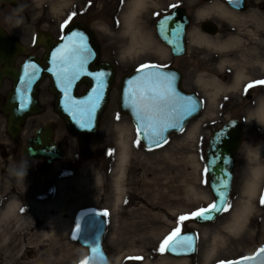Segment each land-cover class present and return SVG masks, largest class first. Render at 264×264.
Listing matches in <instances>:
<instances>
[{"label": "rangeland", "instance_id": "1", "mask_svg": "<svg viewBox=\"0 0 264 264\" xmlns=\"http://www.w3.org/2000/svg\"><path fill=\"white\" fill-rule=\"evenodd\" d=\"M16 3V7L9 4L0 12V24L19 43L30 50L38 31L57 35L72 22L87 24L101 44L102 61L113 65L117 76L99 132L89 140L92 156L86 161L80 159L77 138L54 113V98L42 102L47 111L29 120L16 142L7 134V120L0 116V214L14 201L21 219L17 223L12 216L6 221L0 217V233L12 235L11 239L0 238V264H83L88 250L73 236H77L76 230L89 210L108 213L102 215L108 224L103 244L112 264L119 256L121 264H143L148 259L152 264H162L161 257L170 259V264H179L182 259H186L185 264H224L254 256L264 248V194L252 197V213L242 230L225 228L232 213L248 200L243 189L246 182L239 173L228 208L215 223L199 226L192 222L193 218L180 223L181 232L192 228L198 234L195 259L175 258L159 251L161 242L178 226V217L214 202L204 161L213 131V53L210 45L195 40L198 32L192 34V41L201 48L190 46V54L196 53L198 58L187 67L185 85L201 94L205 108L182 134L172 136L162 148L148 151L131 119L122 115L118 106V87L124 74L142 64L169 61V53L155 31L160 15L177 6H184L190 14L196 12L192 33L198 31L202 21L214 20V14L202 17L201 11L223 0H146L134 18V28L142 38L137 44L126 25L132 0ZM28 125L30 132L44 125L53 126L56 140L65 149V159L52 165L26 160L22 150ZM195 125L198 130L189 137ZM120 141H129L130 156L123 178L125 198L117 205L114 172ZM22 160L30 166L26 179L18 181L11 170ZM66 220H73L71 237L60 232ZM113 238L112 246L109 240Z\"/></svg>", "mask_w": 264, "mask_h": 264}, {"label": "water", "instance_id": "2", "mask_svg": "<svg viewBox=\"0 0 264 264\" xmlns=\"http://www.w3.org/2000/svg\"><path fill=\"white\" fill-rule=\"evenodd\" d=\"M6 4L17 6L16 0H4L3 6ZM190 25L191 19L185 7H177L158 20V37L175 57H183L187 54L186 36ZM212 26L210 22L203 24L204 29L206 27L211 29ZM38 45L45 46L48 51L44 60L29 56L17 67V58L28 53L26 47L11 38L0 25V85L4 76L13 82V88L6 101L0 102V114L7 119V133L12 140H18L27 119L44 111L36 99V88L47 76L51 79L50 90L56 97L54 110L64 120L69 133L77 138L80 159L86 161L92 156L89 140L98 134L102 115L111 100L110 94L116 81V70L110 63L97 64L100 56L99 44L94 33L78 22L66 26L64 36L58 42L54 41L51 35L45 36L38 31L35 46ZM80 48H86L87 51L80 54ZM30 65H35L38 71L29 85L24 83L26 80L24 71L25 66ZM28 71L32 73V68L29 67ZM101 73L104 75L103 86L99 92L100 98L96 102L94 112L89 115L87 111H82V106H86L90 99L96 97L95 89ZM150 73H159L161 77H167L174 92L172 99L175 107H169L163 113L154 116L156 126L160 129L166 128L159 137L152 136L151 130L146 127L147 116L152 113V98L166 90L167 81L150 78ZM73 75L71 85L67 87L64 77ZM182 76L173 68L147 66L125 74L121 79L118 87L119 111L131 119L141 143L148 151L167 145L172 136L182 134L203 111V100L197 93L184 89ZM83 82L87 87L79 93ZM65 87H67V94H65ZM81 124H90V127H81ZM157 140L159 143L156 142ZM240 142V135L227 127L217 136L211 135L205 150V166L209 165L210 160L215 161L207 172L210 192L214 202L223 200L224 204L220 206L226 209L233 191L235 155ZM22 154L27 160H41L49 165L64 160L66 156L63 147L54 139L53 129L49 126L40 127L32 137L27 139ZM225 212L226 210L213 212L212 220L193 218L192 222L199 226L210 225ZM107 226L106 219L99 212L89 210L84 213L80 231L77 232L79 244L88 249V256L83 264H112L103 244ZM183 235L193 237L191 248L178 246L175 251L166 250L165 252L171 257L193 260L198 252V234L191 228L179 234V236ZM177 239L179 237H174L169 247ZM94 248L95 251H93ZM248 258L239 261H242V264H264V248L255 256Z\"/></svg>", "mask_w": 264, "mask_h": 264}, {"label": "flooded vegetation", "instance_id": "3", "mask_svg": "<svg viewBox=\"0 0 264 264\" xmlns=\"http://www.w3.org/2000/svg\"><path fill=\"white\" fill-rule=\"evenodd\" d=\"M220 4L223 5L224 9L229 14H222L219 10L213 11L212 14H214V20L202 21L199 25L198 31H193L192 33L193 17L196 16V12H191L190 14L187 9L188 15L191 19V25L187 30V54L185 56L175 57L170 49L161 41L164 44L167 53H169V61L165 64H162L159 61L142 64L129 73L137 71L144 66L173 68L183 75L182 84L184 85V89L189 92H194L193 90L188 89L185 85L188 80L187 67L190 63L196 62L198 58L196 53L190 54V46L195 45V47L201 48L200 45H197L196 42L192 41V34L198 32V35H203L209 39L212 43L211 51L213 53L211 57L214 104L212 107V135L217 136V134L227 127H230L233 132L240 135L241 142L236 153L237 155H235L234 182L239 173L242 177V181L247 182L251 179V172L253 169L259 167V165L264 169V85L254 83L256 81H264V0H223V3ZM6 6L7 4L3 6V0H0V12ZM173 9L160 15L156 20V34L158 20L172 12ZM205 22L212 23V28L209 29L206 27V29H204L203 24ZM81 24L87 27V24ZM65 27H63L57 35L47 31L41 32L44 33L45 36L51 35L53 40L58 42L64 36ZM7 34L13 38L9 33ZM94 36L97 40L95 34ZM97 42L100 50L97 64L108 63L102 61L101 44L98 40ZM26 52H28L26 55L17 58V67H19L29 56H35L39 60H44V56L48 51L43 45H38L36 47L34 40L31 49L29 50L26 48ZM12 83L13 82L10 78L6 76L3 77L2 84L0 85L1 103L6 101L13 88ZM249 84H253V87L247 88ZM50 86L51 79L45 76L36 88V99L39 102V105L44 109L43 112L47 111V107L42 102L50 98H54L55 102L56 99L55 95L50 90ZM86 87V83L83 82L80 86L79 93H82ZM246 88L247 91L245 90ZM194 93H197L202 98L198 91L195 90ZM54 113L61 118L55 110ZM0 116L2 115L0 114ZM36 117H38V115H32L27 119L22 133L25 131L27 122ZM28 127L29 131L28 129L26 131V134L28 135L26 141L29 137H32L37 130L35 129L30 132V125H28ZM49 127L53 129L54 139L56 140L55 128L53 126ZM20 137L21 135L18 140ZM58 143L61 145L60 142ZM262 179H264V175L262 176ZM261 188L262 189L258 194H264V181Z\"/></svg>", "mask_w": 264, "mask_h": 264}, {"label": "bare ground", "instance_id": "4", "mask_svg": "<svg viewBox=\"0 0 264 264\" xmlns=\"http://www.w3.org/2000/svg\"><path fill=\"white\" fill-rule=\"evenodd\" d=\"M4 2V0H3ZM146 4V0H132V7L130 12L128 13L126 17V25L129 30L133 31V43L137 44L142 38L140 37L139 30L135 29V23H134V18L136 14L139 11V7H143ZM219 10L222 12V14H229L221 4H212L209 5L206 9L201 11L202 17H210L212 15L213 11ZM196 40H198L202 44H208L211 46V41L207 39L203 35H197ZM166 49V48H165ZM210 84V83H209ZM198 126H194L191 131H189L188 136L193 137L194 134L197 132ZM119 151L120 154L118 156V164H117V170L114 172V177H115V185H116V204L120 205L122 204L123 199L125 198L124 192L126 191L123 186V178L125 175V167L127 163V159L130 156V144L129 141H120L119 143ZM264 175V169L259 165V167L255 168L251 172V179L248 180L244 185V194L248 197V200L245 202H242L241 206L237 208L231 215L230 221L227 223V226H225L226 229L229 231H239L242 230L245 227V224L248 220V216L250 213H252V208H253V203H252V197H255L260 189V183L262 181V176ZM18 209V203L17 202H12L8 203L5 209L2 211L0 214L1 216V221H6L9 218L14 217L17 220V223H20L19 219V212L17 211ZM18 212V213H17ZM12 216V217H11ZM73 225V220H66L62 224V229H60V232L62 234H69L71 237L70 233V228ZM138 227V226H137ZM138 229V228H137ZM0 238H12L11 234L7 233H0ZM113 239H110L109 242L111 245H115V242ZM154 243V242H153ZM161 262L162 264H170V259L167 257H161ZM186 259H182L179 264H185ZM122 257L119 256L113 260L114 264H121ZM143 264H152V262L148 259L146 260Z\"/></svg>", "mask_w": 264, "mask_h": 264}, {"label": "snow or ice", "instance_id": "5", "mask_svg": "<svg viewBox=\"0 0 264 264\" xmlns=\"http://www.w3.org/2000/svg\"><path fill=\"white\" fill-rule=\"evenodd\" d=\"M161 27H163V25ZM85 51H87L86 48H80L79 49L80 54H83V52H85ZM53 59L54 60L56 59L55 54L53 55ZM29 67L32 68V73H29V71H28ZM144 67H147V66H144ZM153 67H155V66H153ZM37 71H38V69H36L35 65L25 66L24 75L26 77V80L24 81V83L30 85L32 80L35 79V73ZM74 75L72 77H68V76L64 77L66 84H67V87H70L71 79L74 78ZM103 75L104 74L101 73L99 76V79L97 81V88L95 89V91L97 92L96 97L94 99H90L89 103L86 106H82V111H87L89 113V115H91V113L94 112L96 102L100 98L99 92L103 86ZM149 76H150V78H154L156 80L167 81L166 90L163 92L157 93L152 98V100H151L152 113L148 114V116H147L148 123H147L146 127H148L151 130L152 136L159 137L161 135L162 131L166 130V128H164V129L158 128L156 126V123L154 122V116H158L159 114L163 113L169 107H172V108L175 107V103L172 99V97L174 96V92L171 88L170 80L167 77H161L159 73H150ZM254 83L264 85V81H256ZM67 87H65V94H67ZM251 87H253V84H249L247 86V88H251ZM247 88L245 89L246 91H247ZM22 106H23V101H22ZM81 127H90V124L89 125L81 124ZM138 131H139V129H138ZM156 142L159 143L158 140ZM214 163H215V161H212V160L209 161V165H206V167H205L206 173L209 171L210 167ZM261 203L264 204V198H262ZM222 204H224V202L222 199H220L218 202H214L213 204L209 205L207 208H200L197 211H194L188 215H181L180 217H178V226L169 234L168 237H166L161 242L160 247H159V251L162 253L165 252L166 250L175 251L176 247H178V246L191 248L193 237H190L188 235L179 236V234L181 233V227L179 226L180 223L187 221L190 218H196V219H200V220H212L214 218L212 215L213 212H223V211L227 210L226 207L220 206ZM102 215L107 216L108 213L104 212ZM76 231L79 232L80 229L77 228ZM174 237H179V239H177L169 247L170 242L173 241ZM73 239H77V236L74 235ZM93 251H95V248L93 249ZM243 259L246 260L249 258L245 257ZM228 264H242V261L228 262Z\"/></svg>", "mask_w": 264, "mask_h": 264}, {"label": "clouds", "instance_id": "6", "mask_svg": "<svg viewBox=\"0 0 264 264\" xmlns=\"http://www.w3.org/2000/svg\"><path fill=\"white\" fill-rule=\"evenodd\" d=\"M29 166L30 164L26 160H22L11 170L12 174L18 181H23L28 175Z\"/></svg>", "mask_w": 264, "mask_h": 264}]
</instances>
